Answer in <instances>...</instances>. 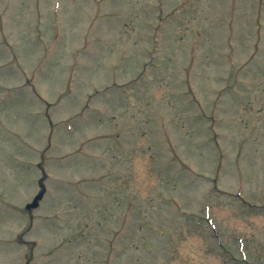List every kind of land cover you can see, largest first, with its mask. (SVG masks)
<instances>
[{
  "label": "rangeland",
  "instance_id": "rangeland-1",
  "mask_svg": "<svg viewBox=\"0 0 264 264\" xmlns=\"http://www.w3.org/2000/svg\"><path fill=\"white\" fill-rule=\"evenodd\" d=\"M163 4L0 0V264H264V8Z\"/></svg>",
  "mask_w": 264,
  "mask_h": 264
}]
</instances>
